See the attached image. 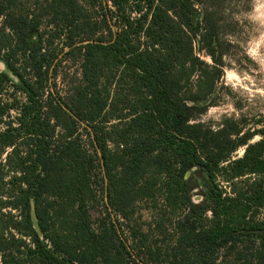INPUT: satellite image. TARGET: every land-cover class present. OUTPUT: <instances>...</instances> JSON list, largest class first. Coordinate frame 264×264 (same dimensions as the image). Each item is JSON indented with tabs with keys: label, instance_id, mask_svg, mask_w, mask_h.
Returning a JSON list of instances; mask_svg holds the SVG:
<instances>
[{
	"label": "trees",
	"instance_id": "trees-1",
	"mask_svg": "<svg viewBox=\"0 0 264 264\" xmlns=\"http://www.w3.org/2000/svg\"><path fill=\"white\" fill-rule=\"evenodd\" d=\"M18 1L0 0L7 30L0 60L26 95L15 124L0 128V156L10 150L0 159V264H153L152 248L142 251L145 234L131 226L142 200L152 201L155 211L185 205L175 222L179 263L264 264V123L244 130L237 120L217 128L195 121L213 105L208 98L223 75L207 13L193 0H99L105 12L85 30L88 14L79 0H45V25L40 15L19 11ZM101 24L108 39L98 34ZM43 26H53V37H66L68 53L81 52L82 84L69 101L42 99L51 66L43 55L51 43ZM75 27L80 32L74 34ZM84 39L88 43L74 46ZM195 41L211 64L195 52ZM17 63L37 80L19 73ZM120 74L128 77L126 96H112ZM81 123L94 132L107 178L111 222L98 230L87 208L95 194L82 166L85 152L70 139ZM56 127L65 132L62 142ZM240 147L242 155L232 158ZM218 173L249 179L230 197L217 185ZM196 174L206 185L198 205L189 195ZM243 239L257 243L249 262L230 256Z\"/></svg>",
	"mask_w": 264,
	"mask_h": 264
},
{
	"label": "rangeland",
	"instance_id": "rangeland-1",
	"mask_svg": "<svg viewBox=\"0 0 264 264\" xmlns=\"http://www.w3.org/2000/svg\"><path fill=\"white\" fill-rule=\"evenodd\" d=\"M193 1L198 10L207 13L208 26L214 30L216 54L221 56L223 66V75L215 84L214 90L208 98L213 102V105L208 106L202 114L197 116L195 121L211 128H217L225 120L231 119L239 121V126L244 130H252L258 126L257 123H264V0ZM79 3L88 14L85 18L87 24L83 25L86 30L95 20L102 18L105 4L103 2L102 6V1L99 2V0H79ZM108 8L112 10L109 3ZM17 9L24 13L34 12L40 15L44 25L48 20L45 0H19ZM80 20H77L76 27ZM2 22V18H0V48L5 42L7 33L6 29L2 30ZM76 27L73 29L74 34L76 31L80 32V29H76ZM51 28L53 26H43L41 29L45 32L43 37L45 42H51L46 44L43 50V55L48 60L46 62H51V66H47L49 78L45 80L46 77L43 76L44 93L41 96L45 101L51 95L59 100L69 101L72 96H75V89L82 84V56L78 51L68 53L66 37H53V31H49ZM113 30H116L115 27ZM98 34H102L104 39L110 37V33L103 24H101ZM74 39L77 40L79 37ZM88 41L87 39L77 41L74 46L85 45ZM193 46L202 60L208 64L212 63L209 56L199 50L197 41ZM17 66L19 73L25 74L32 82L37 80L34 77L36 76L35 72L29 71V67L23 72L19 63ZM0 73L5 74L0 77V109L4 110L0 128L4 129L9 122L15 124L18 112L16 108L26 101V95L18 89L16 76L6 69L2 60H0ZM120 75L122 76V74ZM115 80L117 81H113L110 86L112 96L115 93L117 96H126L128 77L123 75ZM120 107V105L117 106V108ZM46 109L53 115L59 114L51 107H46L44 110ZM83 127H86V123L77 125V131L70 139L77 142L85 152L82 166H84L87 176L90 177L91 188L95 194V198L87 203V208L92 228L98 230L103 223L109 225L111 222L106 206L107 178L101 159H98L101 153L95 151L92 145L95 142L94 132L91 127L85 129ZM64 133L63 130L56 127L55 134L56 139L59 138V142L63 141ZM60 134L62 135L60 136ZM257 139L256 136L251 142ZM107 146L111 150L115 147L111 142H108ZM9 151L7 149L2 153L0 159L3 160ZM242 153L243 147H240L232 154V158L239 157ZM188 175L190 174L188 173ZM248 179V176L229 179L228 174L218 173L216 183L224 194L233 197L243 191ZM194 180L196 185L189 195L190 201L198 205L203 202L206 185L202 174H196ZM50 199L49 197L46 201ZM152 206V201L142 200L136 204L131 216L133 230L140 229L146 236V245L142 251L148 253L149 248H152V256H150L155 260L153 264H182L179 263L180 254L173 248V242L177 237L175 222L186 212L185 205L179 204L175 211L163 210L160 207L155 211ZM262 217V212L256 215L258 220ZM256 246V242L243 239L233 251L234 253H230V256L236 257L238 262H249L252 260Z\"/></svg>",
	"mask_w": 264,
	"mask_h": 264
},
{
	"label": "water",
	"instance_id": "water-1",
	"mask_svg": "<svg viewBox=\"0 0 264 264\" xmlns=\"http://www.w3.org/2000/svg\"><path fill=\"white\" fill-rule=\"evenodd\" d=\"M31 219L33 221V227L35 228L36 231H38V226H37V223H36V219H35L33 208H31Z\"/></svg>",
	"mask_w": 264,
	"mask_h": 264
}]
</instances>
